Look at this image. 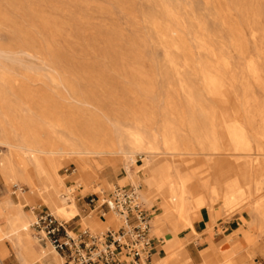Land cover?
Listing matches in <instances>:
<instances>
[{
    "label": "rangeland",
    "instance_id": "obj_1",
    "mask_svg": "<svg viewBox=\"0 0 264 264\" xmlns=\"http://www.w3.org/2000/svg\"><path fill=\"white\" fill-rule=\"evenodd\" d=\"M0 119L6 128H35L61 146L79 137L126 153L115 165L100 164L108 189L101 181L87 189L65 181V202L78 211L92 193L145 189L150 147L183 179L245 186L243 208L229 213L209 201L206 233L216 221L237 220L247 230L243 250L250 257L243 264H264V219L253 213L258 197L264 199V0H0ZM201 143L217 152L209 157ZM242 144L248 151L236 150ZM247 161L263 167L258 186ZM73 170L69 160L58 174ZM25 196L0 177V201L28 205L23 211L33 224L49 208ZM159 203L144 204L152 219ZM113 218L103 230L81 227L102 234L121 226L113 214L105 221ZM31 230L32 243L53 264L55 251ZM181 237L187 251L199 235L184 230ZM222 243L238 247L231 237ZM0 244L10 252L7 263L19 264L7 241Z\"/></svg>",
    "mask_w": 264,
    "mask_h": 264
},
{
    "label": "bare ground",
    "instance_id": "obj_2",
    "mask_svg": "<svg viewBox=\"0 0 264 264\" xmlns=\"http://www.w3.org/2000/svg\"><path fill=\"white\" fill-rule=\"evenodd\" d=\"M74 140L77 143H66L61 146L54 142L44 141L35 128H6L0 119L1 179L7 186L17 187L22 195H26L27 201L42 202L57 219L65 222L71 221L78 215V212L73 201L68 204L65 202V181L69 179L74 185L85 189L101 181L102 188L108 189L109 183L99 178L100 164L115 165L119 158L126 154L121 149L106 145L103 140L97 144L86 142L79 137H74ZM248 149L246 144L236 148L241 152H246ZM200 150L208 152L209 157L217 152V149L202 143ZM156 151L154 147L149 148L152 162L146 168L145 189L138 190L139 198L147 207L152 206L156 199L160 202V213L154 219L150 218V233L152 234V228H154L165 239L177 240L174 247L167 251L165 259H173L177 264L180 259L189 262V255L184 248L181 234L184 230H188L193 235H199L197 223L202 216L209 215L207 207L209 201L217 202L231 213L240 205L241 208L244 207L250 193L243 189L245 186L238 188L235 185L212 183L208 178L202 182L183 179L177 169L155 158L157 154L154 152ZM187 151L189 150H183V152ZM133 154L134 152L130 153V155ZM69 160L74 165L72 174L66 177L60 176L59 168ZM244 165L252 171L256 178L255 184L258 186L259 180L257 179L261 178L263 167L259 162L250 161L245 162ZM207 166L213 169L215 163L211 161ZM186 169H191V167L186 166ZM170 171L174 172L175 177L170 176ZM0 207L6 219L5 230H2L3 226H0V239L7 241L20 264H33L41 260L37 254L36 245L32 243L26 231L28 218L23 207L15 204L11 197L0 201ZM205 209L208 212H205ZM253 213L257 218L264 219V199L258 197ZM116 222L114 218L103 223L97 221L91 227L93 230H103L106 224ZM171 223H174L177 228L174 229ZM7 254L4 244H0V260ZM61 260L56 253V264H62ZM203 264L227 263L207 250L204 253Z\"/></svg>",
    "mask_w": 264,
    "mask_h": 264
},
{
    "label": "built area",
    "instance_id": "obj_3",
    "mask_svg": "<svg viewBox=\"0 0 264 264\" xmlns=\"http://www.w3.org/2000/svg\"><path fill=\"white\" fill-rule=\"evenodd\" d=\"M82 200L89 213L94 212L100 220L113 214L121 226L95 234L88 228H75L70 221L58 220L48 209L40 210L32 224L38 243L48 244L62 257L63 264L152 263L151 215L139 198L138 188L116 186L108 194L92 193Z\"/></svg>",
    "mask_w": 264,
    "mask_h": 264
},
{
    "label": "crops",
    "instance_id": "obj_4",
    "mask_svg": "<svg viewBox=\"0 0 264 264\" xmlns=\"http://www.w3.org/2000/svg\"><path fill=\"white\" fill-rule=\"evenodd\" d=\"M65 189H67V187H65ZM67 190H69V189H67ZM26 206H28V205H25L24 207H26ZM76 209H77V207H76ZM79 211H80V214H79ZM79 211L77 209L78 215H77V217H75L76 220L72 223L75 226V228L80 227L81 222H83L85 225H88L91 228V225L96 224L97 221L99 223H103L106 220V219L100 220V219H97V218H94V217L88 215L89 211H88V208H86V205H83V204L79 205ZM3 215H4V213L0 207V226H3L4 222L6 221L5 215H4V217H3ZM152 215H154V214L151 213V218H153ZM26 216L28 218L26 231H27L28 235L30 237H32V230L30 229L32 216L30 214H28V215L26 214ZM210 223H211V218L208 214L205 216H202L201 219L199 220V222L197 223V228L199 230V238H194L195 242H193V246H191L187 249V253L189 255V262H191L192 264H203L204 253L207 250H210L212 255L218 257L224 263H227V264H243V262L246 261L248 259V257H250L248 250H243V248L245 246V242L242 239V231H247L246 228L243 225H241L237 220L228 222L226 224H222L221 222L216 221L215 226H213L214 224L212 225V230H211V233L209 234V233H206V230L208 229V226ZM116 226H117V224L111 225V227H116ZM173 228L176 229L177 226H175V224H174ZM156 234H159L158 235L159 237H157L158 240L153 239L154 255H153L151 264H177L176 261L173 259H170V260L165 259L167 256V251L169 249H172L174 247V245L177 243V241L176 240L169 241V240L165 239L164 236H162L158 231L153 230V228H152V235L156 236ZM227 237H231L233 239L235 245L238 247L232 248L230 246L231 243H222L225 241V239ZM5 248L7 249L8 254L3 259L0 260V264H8L7 263V261H8L7 257H8L10 252H9L7 246ZM201 252H202V255H201ZM37 254L39 255L41 260L36 261L33 264H36L38 262H40L41 264L42 263L44 264V262H45V264H49L47 259H46L47 258L46 257V249H44L43 247L38 248ZM55 254H56V252H55ZM57 255L60 256L59 254H57ZM60 258L62 259L61 256H60ZM17 261L19 262L18 259H17ZM42 261H44V262H42ZM253 261H255V260H253ZM52 262H53V264H56L55 255H54ZM19 264H20V262H19ZM256 264H259V263L257 262Z\"/></svg>",
    "mask_w": 264,
    "mask_h": 264
}]
</instances>
